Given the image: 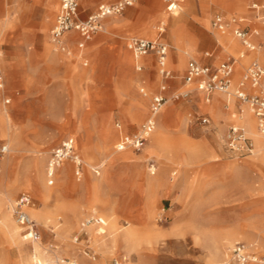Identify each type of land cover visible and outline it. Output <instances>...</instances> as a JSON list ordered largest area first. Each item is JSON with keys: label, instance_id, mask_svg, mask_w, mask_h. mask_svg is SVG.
I'll list each match as a JSON object with an SVG mask.
<instances>
[{"label": "rangeland", "instance_id": "obj_1", "mask_svg": "<svg viewBox=\"0 0 264 264\" xmlns=\"http://www.w3.org/2000/svg\"><path fill=\"white\" fill-rule=\"evenodd\" d=\"M36 1L6 0L0 9V68L22 80L8 91L0 73V141L10 148L0 160V264H238L229 252L236 243L264 256V162L252 161L253 154L236 157L225 148L235 122L221 115L229 107L218 93L211 101L214 110L195 93L191 100L173 98L191 88L183 85L182 69H176L179 58L184 63L200 59L208 50L219 63L243 50L232 35L236 49L221 50L217 41L226 38L216 39L211 16L220 12L253 23L249 5L264 0H182L177 14H168L163 0H136L122 13L104 17L82 49L73 32L66 51L44 48L41 38L45 33L51 43L56 11L38 30L32 16ZM114 1L78 0V16L85 19L99 3ZM256 19L258 55L249 56L264 65V12ZM111 21L119 24L109 27ZM160 22L166 24L161 34ZM35 32L39 39L32 46ZM133 35H160L175 86L168 87L169 100L160 112L168 123L158 124L142 151L123 153L114 148L119 126L135 133L147 116L148 97L161 84L154 69L135 71L125 48ZM140 80L147 97L138 92ZM230 104L236 112L245 109L232 97ZM193 113L207 116L209 123L201 124ZM244 132L255 152V136ZM68 138L84 165L81 176L66 159L48 178L49 157ZM21 195L30 198L28 213L39 241L27 239L15 222L11 209ZM90 216L104 223L85 225ZM126 231L132 238L128 245L122 240ZM88 250L95 260L84 254Z\"/></svg>", "mask_w": 264, "mask_h": 264}, {"label": "built area", "instance_id": "obj_2", "mask_svg": "<svg viewBox=\"0 0 264 264\" xmlns=\"http://www.w3.org/2000/svg\"><path fill=\"white\" fill-rule=\"evenodd\" d=\"M136 0H118L110 4L98 5L95 12L81 19L78 16V0H60L59 10L55 22L50 30V40L61 51H66L63 36L69 31H76L85 40L101 29L100 21L110 15L122 13L127 7L133 6ZM165 10L168 14H176L181 10L182 0H163ZM249 8L255 14V19L259 13L264 12V2H252ZM246 17L238 15H225L215 13L210 20L211 29L221 35L231 34L238 40L243 50L238 58H243L248 53H255L258 49L257 42L254 39L259 35L257 29H249ZM159 33L164 31V25L158 28ZM125 48L138 61L147 54H153L156 59V67L161 77V84L155 94L152 95L149 114L146 120L140 125L139 129L132 134H124L119 137L114 145L116 151H125L131 149L135 152L142 151L150 135L157 127L158 116L163 106L168 102L169 97L166 93L168 89L167 81L174 78L173 73L167 67L168 46L158 39H146L137 36H130L125 40ZM205 58L212 57L210 52H204ZM238 58L227 56L225 59L215 64H208L189 57L185 66L184 73L181 76L183 85L191 88L182 91L173 98L182 97L190 99L192 94L203 96L205 103H209L215 93H221L228 98L232 97L236 101L245 104L255 119L256 127L261 135H264V65L256 58L252 57L243 69L239 79L234 84L233 75L238 65ZM136 70L141 71V64L136 65ZM140 93L146 95L144 88H140ZM192 118L201 124H208L207 116H196ZM225 148L234 156L241 157L252 153L253 144L246 136L244 130L238 125H231L226 133ZM9 145L0 141V160L9 153ZM69 159L74 164V173L77 177L81 176L84 165L81 158L73 151V139L68 138L55 148L47 162L46 173L48 178H52L56 168L63 160ZM151 173H154V164L150 163ZM1 172V166H0ZM95 172H97L95 170ZM30 198L27 195L18 197L12 205V213L15 222L23 230L24 236L30 241H39L40 234L33 219L28 213ZM103 219L100 216H90L85 220V225H102ZM85 234L84 232H82ZM81 234V233H80ZM79 239V234L74 236V242ZM230 257L238 264L258 263L264 264V256L257 257L249 252L245 245L236 243L229 250ZM91 260H95V254L91 251H85ZM114 264H119L115 261Z\"/></svg>", "mask_w": 264, "mask_h": 264}, {"label": "crops", "instance_id": "obj_3", "mask_svg": "<svg viewBox=\"0 0 264 264\" xmlns=\"http://www.w3.org/2000/svg\"><path fill=\"white\" fill-rule=\"evenodd\" d=\"M116 1H118V0H116ZM116 1H114V2H116ZM5 2H6V0H0V9H2L3 7H4V5H5ZM37 3H33L32 4V16L34 17V18H36V23L38 24V30H42V27H43V25H42V23H44V25L45 24H48L49 22H50V19H51V17H50V14H52V13H54L55 11H56V14H55V18H56V15H57V13H58V10H59V4H60V0H59V4H58V7H57V3H56V1L55 0H37L36 1ZM114 2H101V3H99L98 5H100V4H110V3H114ZM98 5L96 6V9H97V7H98ZM78 9H79V6H78ZM95 9V10H96ZM79 11V10H78ZM93 12H95V11H93ZM92 12V13H93ZM92 13H90V14H92ZM89 14V15H90ZM177 14V13H176ZM215 14V13H214ZM213 14V15H214ZM229 14V13H228ZM88 15V16H89ZM212 15V16H213ZM212 16H211V18H212ZM250 17H252V18H254L255 17V14L254 13H252L251 15H250ZM44 20V21H43ZM211 20V19H210ZM258 21L259 20H257V19H255V22H253V23H251V20H249V22L247 23V27L249 28V29H257L258 30V27H257V24H258ZM54 22H55V20H54ZM112 22H117V24H119V22L118 21H111L109 24H108V26L110 27V25H111V23ZM160 25H164V30H165V26H166V24L165 23H162V22H160ZM46 26V25H45ZM44 26V27H45ZM160 27V26H159ZM158 27V28H159ZM45 30V29H44ZM159 31V30H158ZM259 31V30H258ZM73 32H76V31H69V32H67V33H65L64 34V37H63V41H64V44H65V47L66 48H69V47H71V45H72V43H73V41H74V36H73ZM164 32V31H163ZM162 33V32H161ZM161 33H159V34H161ZM79 34V33H78ZM38 35H39V33H37V32H35V33H32V35H31V41H32V46H36V41L39 39L38 38ZM67 35L69 36V37H67ZM225 35V37H226V40L223 42V43H220V42H218L217 41V44L218 45H220V47H221V50L223 51V52H232V51H234L235 49H236V44H235V41H234V39L230 36L231 34H224ZM79 36H80V34H79ZM133 36H137V35H133ZM160 36V35H159ZM159 36L157 37V38H148V37H143V36H137V37H142V38H146V39H158V40H160V38H159ZM39 37H42V36H39ZM69 38V39H68ZM41 39H43V41H42V43H43V46H44V48L45 49H50V47H53V44L52 43H50L49 41H48V38H47V35L44 33L43 34V37L41 38ZM88 40H85L83 37H81L80 36V39L79 40H77L76 41V45H77V47L79 48V49H82L84 46H85V44H86V42H87ZM161 41V40H160ZM236 41H237V43H238V45H240V43L238 42V40L236 39ZM254 41L256 42V38L254 39ZM163 42V41H162ZM165 43V42H164ZM241 46V45H240ZM242 47V46H241ZM243 48V47H242ZM208 51V50H207ZM207 51H204V52H207ZM242 51V50H241ZM240 51V52H241ZM204 52H203V54H204ZM208 52H210L211 54H212V57H213V53L211 52V51H208ZM239 52V53H240ZM239 53H238V55H237V57L236 58H238L239 57ZM203 54H202V57L200 58V59H197L198 61H201V62H203V63H208V64H217V63H214L213 62V59H212V57H210V58H205L204 56H203ZM251 53H248L246 56H244L243 58H244V62H243V64H240V61L243 59H238V65H237V67H236V69L235 70H240V73H239V76H238V78L237 79H234V77H233V81H234V84L237 82V80L239 79V77H240V75H241V73H242V71H243V69L245 68V66L247 65V63L249 62V60L252 58V57H250L249 55H250ZM123 56V60H125V58H124V54L122 55ZM131 56H132V54H131ZM168 57H169V51H168ZM132 60H133V63H134V69H135V71H137L136 70V65L139 63V64H141V66H142V70L141 71H137V72H148V71H151V70H155V74H156V76L158 77V78H160V80H161V77H160V75H159V72H158V70H157V67H156V59H155V56L153 55V54H147V55H145V56H143L141 59H139L138 61H136L135 59H134V57L132 56ZM187 61H188V59L186 60V62L184 63V65H183V68H182V74L184 73V70H185V66H186V63H187ZM84 64V66L87 64V62H84L83 63ZM177 65V64H176ZM167 67H168V69L169 70H171V72L173 73V70L169 67V63H168V59H167ZM176 69H178L177 68V66H176ZM0 73L1 74H3V75H5L4 77H5V79L8 81V84L10 85V88L8 87V91H13V90H16V89H18L21 85H22V80H21V78H19L17 75H16V73L14 72V71H11V72H8V71H6V70H2L1 68H0ZM0 74V75H1ZM2 78H3V76H2ZM140 87L138 88V92L140 93V88L142 87V88H144V91L146 92V95H142L141 93V96H143V97H147L148 95H147V90H146V87H145V85H144V81H142V80H140ZM167 85H168V87H170V85H172V86H175V82L174 81H172V80H169V81H167ZM159 88V87H158ZM158 88L155 90V92L154 93H152L148 98H149V102H148V107H147V109H148V113H147V116H146V118L148 117V114H149V106H150V101H151V97H152V95L153 94H155L156 92H157V90H158ZM168 90V89H167ZM198 95V94H197ZM200 98H201V100L202 101H204V98H203V96H201V95H198ZM218 96H220L224 101H223V105L224 104H226L229 108V110L227 109V111H220V113H221V115L222 116H224L225 118H229L231 121H233V123H234V125H238L239 127H241L243 130L244 129H253V127L254 126H256V122H255V119H254V117L252 116V114L250 113V111L249 110H247L244 106V108L245 109H243V110H245L246 112H248L249 114H250V119H249V117H245V120H243V122L241 123L242 125H243V127H242V125L240 124V121H235V117H230V115L232 114V113H237V114H239V113H242L243 111H240V112H236V111H234L233 110V105L232 104H230V101H227L226 99H225V96L224 95H222V94H218ZM213 98H214V95L212 96V99H211V101L213 100ZM213 103V102H212ZM211 102L210 103H205V101H204V104L205 105H210V104H212ZM214 104V108H213V110L215 109V107H216V103H213ZM212 104V105H213ZM205 105H203L202 106V108L204 109V110H206L205 109ZM166 112L167 113H169V110H166ZM161 114V113H160ZM160 114H159V116H158V121H157V126H158V124L159 123H161L160 124V126H162V124L164 123V124H166V123H168L167 121H165V117H164V114H163V116H162V120H161V117H160ZM131 116V115H130ZM146 118H145V120H146ZM131 120H133V118H132V116H131ZM144 120V121H145ZM143 121V122H144ZM142 122V123H143ZM170 122H171V120H170ZM170 122H169V124L167 125V126H169L170 125ZM141 123V124H142ZM140 124V125H141ZM163 124V125H164ZM167 126L165 127V126H163V128L165 129V128H167ZM119 136H118V138H117V140L119 139V137L121 136V135H124V134H132V133H128L127 131H125L124 129H122L120 126H119ZM117 140H116V142H117ZM149 141V140H148ZM2 142H4V141H2ZM115 142V143H116ZM127 150H131V149H127ZM131 151H133V150H131ZM133 152H135V151H133ZM123 153H126V150H125V152H123ZM160 153H158L157 152V155H159Z\"/></svg>", "mask_w": 264, "mask_h": 264}, {"label": "bare ground", "instance_id": "obj_4", "mask_svg": "<svg viewBox=\"0 0 264 264\" xmlns=\"http://www.w3.org/2000/svg\"><path fill=\"white\" fill-rule=\"evenodd\" d=\"M114 24V23H113ZM115 26V25H114ZM215 36H216V39H224V38H226L225 37V35H221V34H214ZM64 37V36H63ZM52 43V42H51ZM53 44V43H52ZM54 45V44H53ZM54 49H57V47L54 45ZM185 54H186V52H184ZM256 54V57H257V53H255ZM238 59H242V58H238ZM183 64H184V59L183 58H179V61H178V64H177V67H178V69H182V67H183ZM218 94H221V93H218ZM222 95H224V94H222ZM225 96V99L227 100V101H230V98H228L226 95H224ZM211 102V101H210ZM209 102V103H210ZM244 107L247 109V110H249L245 105H244ZM250 111V110H249ZM137 113V112H136ZM251 113V112H250ZM252 114V113H251ZM249 117V119H250V114L248 113V112H246L245 110H243V112L242 113H239V114H237V113H232L231 114V116L230 117H235V121H240V124L243 122V120H245V117ZM242 125V124H241ZM242 127H243V125H242ZM248 133H250L251 135H254L255 136V138H256V142H257V146H256V151L255 152H253V150H252V152L253 153H251V154H253V157L251 158L252 159V161H255V160H258V161H261V162H264V135H261L260 133H258L256 130H255V128H253V129H245ZM257 161V162H258ZM250 163V162H249ZM248 166V162L246 163V164H244V166H242V168H245V167H247ZM7 216V215H6ZM7 218L8 219H10L8 216H7ZM6 218V219H7ZM8 222H9V220H8ZM10 223H12V222H10ZM122 240H123V242L126 244V245H128V244H130V242H131V240H132V238H131V234H130V232H128V231H126L125 232V234L122 236ZM36 245V244H35ZM42 261H40V262H38L39 264L41 263ZM43 263V262H42ZM72 264H74V263H72Z\"/></svg>", "mask_w": 264, "mask_h": 264}]
</instances>
